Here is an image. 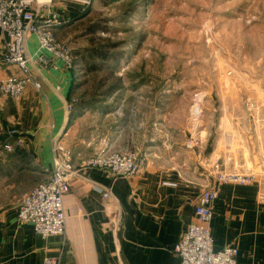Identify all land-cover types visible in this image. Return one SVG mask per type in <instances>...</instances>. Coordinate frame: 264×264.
<instances>
[{
  "label": "rangeland",
  "instance_id": "374dc122",
  "mask_svg": "<svg viewBox=\"0 0 264 264\" xmlns=\"http://www.w3.org/2000/svg\"><path fill=\"white\" fill-rule=\"evenodd\" d=\"M31 9L42 26L46 13L57 17L51 31L73 59L72 108L91 147L142 160L154 139L141 127L154 124L178 154L227 153V169L201 160L208 174L217 164L264 175L258 151L241 147L264 124V0H34Z\"/></svg>",
  "mask_w": 264,
  "mask_h": 264
},
{
  "label": "crops",
  "instance_id": "0c3cea01",
  "mask_svg": "<svg viewBox=\"0 0 264 264\" xmlns=\"http://www.w3.org/2000/svg\"><path fill=\"white\" fill-rule=\"evenodd\" d=\"M45 20L57 23V17L49 13ZM37 50L36 37L28 36L25 54L40 90L28 86L17 99L0 94V130L18 132V136L0 138V264H44L47 259L57 264H180L174 248L195 220L200 194L212 186L218 191L210 224L213 251L234 247L236 264H264L261 171L254 167L259 175L247 185L216 184L201 160L218 161L227 169V153L209 145L198 154H178L176 141L154 138L158 131L154 124L141 127L144 137L154 142L140 146L148 153L141 158L137 176L118 179L105 171L82 168L84 161L100 151L101 144L91 147L83 141L84 113L77 106L67 112L75 90L73 70L48 54L49 63L42 66L37 62ZM1 55L0 41V60ZM11 74H17L15 69L0 62V79ZM55 142L71 151L76 174L63 197L64 234L41 239L30 225L17 221V211L21 196L50 177ZM5 145H11L13 152L5 151ZM247 146L258 151L253 157L255 165L264 163V124L258 125L253 140H243L241 147ZM249 165L244 153L238 168L246 173ZM100 188L111 194L121 213L116 232L108 226Z\"/></svg>",
  "mask_w": 264,
  "mask_h": 264
},
{
  "label": "built area",
  "instance_id": "2783aa9c",
  "mask_svg": "<svg viewBox=\"0 0 264 264\" xmlns=\"http://www.w3.org/2000/svg\"><path fill=\"white\" fill-rule=\"evenodd\" d=\"M34 0H0V41L1 65L14 68L17 74L0 79V94L21 98L28 86L40 90V84L31 75L30 59L25 54V43L28 36H35L38 43L37 62L47 65L45 54L53 60L61 61L66 68L73 69V59L65 46L56 42L49 22L43 26L36 22V15L31 9ZM74 100L67 105V112H72ZM5 135L18 136L15 130H0V138ZM18 140V141H17ZM19 142L20 139H17ZM4 150L13 152L11 145ZM55 153L54 169L50 177L35 189L21 196L17 211V221L32 227L36 236L41 239L62 236L65 232V214L63 197L69 192V181L76 174L72 162V153L58 142L53 145ZM82 168L105 171L118 179H129L137 176L142 168V160L133 153H112L99 151L82 164ZM209 176L220 185H247L255 180L254 175L228 173L215 164ZM105 201V214L108 226L116 232L121 225V213L112 201L111 194L100 188ZM218 197L216 187H206L197 199L195 220L189 225L179 243L174 248L180 264H236L237 250L225 247L219 252L213 251V240L210 233L212 205ZM44 264H57L54 259H47Z\"/></svg>",
  "mask_w": 264,
  "mask_h": 264
},
{
  "label": "bare ground",
  "instance_id": "6f19581e",
  "mask_svg": "<svg viewBox=\"0 0 264 264\" xmlns=\"http://www.w3.org/2000/svg\"><path fill=\"white\" fill-rule=\"evenodd\" d=\"M36 1H39V2H48L49 0H36Z\"/></svg>",
  "mask_w": 264,
  "mask_h": 264
},
{
  "label": "trees",
  "instance_id": "16d2710c",
  "mask_svg": "<svg viewBox=\"0 0 264 264\" xmlns=\"http://www.w3.org/2000/svg\"><path fill=\"white\" fill-rule=\"evenodd\" d=\"M2 138V137H1ZM5 138H6V136H5Z\"/></svg>",
  "mask_w": 264,
  "mask_h": 264
}]
</instances>
